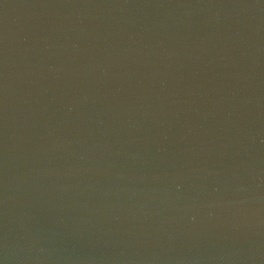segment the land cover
Instances as JSON below:
<instances>
[{"label": "water", "instance_id": "95a60500", "mask_svg": "<svg viewBox=\"0 0 264 264\" xmlns=\"http://www.w3.org/2000/svg\"><path fill=\"white\" fill-rule=\"evenodd\" d=\"M0 264H264V0H0Z\"/></svg>", "mask_w": 264, "mask_h": 264}]
</instances>
